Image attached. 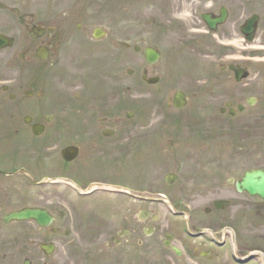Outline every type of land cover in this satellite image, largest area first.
<instances>
[{
    "label": "flooded vegetation",
    "instance_id": "obj_1",
    "mask_svg": "<svg viewBox=\"0 0 264 264\" xmlns=\"http://www.w3.org/2000/svg\"><path fill=\"white\" fill-rule=\"evenodd\" d=\"M184 5L185 28L173 20ZM157 8L192 55L214 62L190 70L186 119L183 109L162 114L154 103L128 118L93 46L73 74L62 24L45 25L37 38L27 32L16 64L31 75L0 90V264H37L35 252L39 264L54 255L61 262L53 264H264V199L238 184L257 168L251 148L264 138V112L235 120L239 105L247 112L264 103V0H157ZM223 11L226 21L213 30L203 15ZM240 67L248 70L242 81ZM67 147L74 150L63 154ZM25 208L46 210L51 222L7 219Z\"/></svg>",
    "mask_w": 264,
    "mask_h": 264
},
{
    "label": "rangeland",
    "instance_id": "obj_2",
    "mask_svg": "<svg viewBox=\"0 0 264 264\" xmlns=\"http://www.w3.org/2000/svg\"><path fill=\"white\" fill-rule=\"evenodd\" d=\"M77 1L81 2L75 8L69 16H63L61 19L57 14L52 12L57 5L72 6ZM108 0H0V25H7L8 30L17 32L20 35L18 29L22 28L19 26L20 23L26 22L29 17L31 9H35L38 14L45 9L41 4L45 3L50 7L48 21L57 22H70L73 26L70 28L68 25H62L66 28V36L64 37V47H66V64L70 73H76V69H82L80 62L88 59V52L84 51V48H91L92 46L96 49V52L101 54V60L104 61L105 65L102 66V74H104V83H109V86L113 90H119V87H129V91L125 93L127 97V104L135 106V103L140 102H153L158 106L161 105V109H164V105L167 104L171 91L167 90L166 86H184L185 89L192 83L190 70L192 71H203L205 67L213 69V61L209 58H203L202 56L196 58L186 48V43L181 46L180 41H184L181 35L178 34L174 29L159 32V28H165L160 26V21L156 20L161 15H166L165 19L169 18L168 14H162L157 8L156 0H153L150 4L146 3L148 0H130L128 6L125 9L118 4L108 6L106 3ZM111 1V0H110ZM5 2L11 4H18L15 9L5 5ZM180 3V2H179ZM178 2L176 4L179 5ZM82 6L81 8H79ZM41 10V11H40ZM107 10V11H106ZM181 12L177 14L184 16L188 11L187 6L180 8ZM37 14V17H38ZM168 16V17H167ZM76 22V23H74ZM77 22H85L83 35H79L74 31L77 27ZM96 26H103L109 30L108 36V47L103 43L90 44L89 40H92V30ZM5 26V28H7ZM71 29V30H69ZM2 30V28H1ZM60 32L63 33L62 29ZM88 37L90 39H88ZM81 40V41H80ZM83 41V42H82ZM72 42V43H71ZM130 42V44H129ZM128 43L129 48H124V44ZM154 44L159 47L163 52L162 59L155 65H148L143 52L137 53L134 50L136 45L146 46ZM209 47H215L209 45ZM8 50H4L0 53V66L2 69L9 67ZM112 59L111 62L106 61V57ZM198 61V62H197ZM147 67L148 73L153 76H161V80L157 84L147 85L141 79L142 70ZM215 67V66H214ZM52 69L54 73L63 75L65 70L63 67H56ZM128 69L134 70V74L130 76L127 72ZM21 67L16 65L2 72V79H14L18 77L28 78L31 75L30 72L23 73ZM33 72V71H32ZM63 72V73H62ZM98 74V73H97ZM91 78H95L92 74ZM120 83L117 86V82ZM67 85L74 87V84H61L60 87L64 88ZM188 89V88H187ZM84 103V101H82ZM159 103V104H158ZM133 104V105H132ZM158 106H154L157 108ZM139 111L145 109V107H137ZM172 109L170 112H175ZM185 115L190 112L189 108H186ZM264 112V103H260L257 106L251 107L246 113L238 116L235 120L243 121L245 119H253L259 117ZM162 114H167L165 110ZM184 114V113H183ZM138 118V117H137ZM226 119L231 118L229 116ZM233 118V117H232ZM232 149V147H231ZM252 150L258 151L257 166L264 167V140L259 142L257 147H252ZM229 150V149H228ZM249 160V159H247ZM245 162L242 161V164ZM250 165V162H247ZM64 239V238H63ZM37 240V237H35ZM68 241L70 239H64ZM59 253L65 249V245L61 242ZM58 253V254H59ZM38 253H34V258L37 264H39ZM49 262L59 263L61 262L60 255H54L48 259Z\"/></svg>",
    "mask_w": 264,
    "mask_h": 264
},
{
    "label": "water",
    "instance_id": "obj_3",
    "mask_svg": "<svg viewBox=\"0 0 264 264\" xmlns=\"http://www.w3.org/2000/svg\"><path fill=\"white\" fill-rule=\"evenodd\" d=\"M148 58L151 62L155 61L159 55L152 51H147ZM182 95L176 94L174 103L177 107H182L183 105ZM241 184L244 186V189L248 190L253 194H257L264 198V171H254L247 173L245 178L241 181ZM17 219H25L26 217H34L36 220L42 222V219H47V216L42 211L37 210H27L14 215Z\"/></svg>",
    "mask_w": 264,
    "mask_h": 264
}]
</instances>
